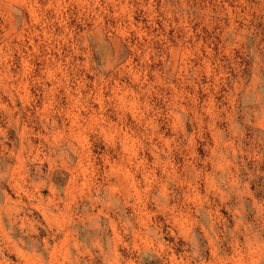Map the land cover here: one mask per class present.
<instances>
[{
    "label": "rangeland",
    "instance_id": "374dc122",
    "mask_svg": "<svg viewBox=\"0 0 264 264\" xmlns=\"http://www.w3.org/2000/svg\"><path fill=\"white\" fill-rule=\"evenodd\" d=\"M0 264H264V0H0Z\"/></svg>",
    "mask_w": 264,
    "mask_h": 264
}]
</instances>
